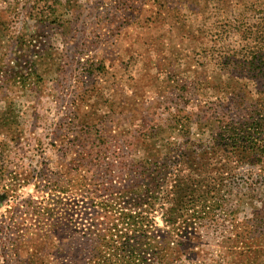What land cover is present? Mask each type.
Listing matches in <instances>:
<instances>
[{"label":"rangeland","instance_id":"374dc122","mask_svg":"<svg viewBox=\"0 0 264 264\" xmlns=\"http://www.w3.org/2000/svg\"><path fill=\"white\" fill-rule=\"evenodd\" d=\"M258 57L264 0H0V264H264Z\"/></svg>","mask_w":264,"mask_h":264},{"label":"trees","instance_id":"16d2710c","mask_svg":"<svg viewBox=\"0 0 264 264\" xmlns=\"http://www.w3.org/2000/svg\"><path fill=\"white\" fill-rule=\"evenodd\" d=\"M258 52L260 53V50H258ZM260 56V54H258ZM262 58L258 57V59L254 62H241V66L242 68H249L251 70H255L258 68V70H262V67H264V62H262ZM258 62V63H256ZM227 65V64H226ZM249 65V66H248ZM264 82V81H263ZM236 86L238 85H232V88H236ZM227 126L224 127V130L220 131L218 133V137H215L213 139V145H216L217 148L221 147V146H227L228 140L230 139L231 142V149L232 151L231 154L236 156V161L238 163H243V164H253V163H257L260 162L261 158L264 157V139L261 143H258L259 139H257V137L255 135H252L250 131H248V127L247 126H254V128L256 130L261 129V127L264 126V119L258 117V112L252 113L251 115H249L246 119H244L243 121H239L236 123H228L226 124ZM213 145H204L206 146L205 149L200 150L199 155L197 154V151L194 153L196 154L195 158L193 156V160L192 163L190 164L191 167H196L195 164H201L204 161H207L210 157H205V153L208 152V150L212 149L213 150ZM198 145L195 144V147H197ZM174 150V149H173ZM175 150H177L179 152L178 156L181 157V154L183 155L185 152L183 145H181V147L175 148ZM180 150V151H179ZM196 158H198V160H196ZM155 158H152L150 160L149 163H147L148 165H152V171L146 167L148 173L146 175V178L149 181V185L147 187L144 188V192H154L155 189H157L159 187V174L162 173L161 168L159 167H166L167 164H162L161 166L157 163V160H154ZM181 159L183 160V157H181ZM199 160H201L202 162L200 163ZM147 161V160H146ZM150 172V173H149ZM165 173V172H164ZM177 177V175H176ZM176 180V179H175ZM176 186L179 187V185L176 183ZM154 189V190H153ZM177 194L181 195L183 190H177ZM172 193V192H169ZM169 195L166 194V198ZM150 204V203H149ZM128 217H131V220L129 221L128 219V224H132V225H136L138 226V235L137 237L142 239L146 236L145 234V230L147 229V225H145L141 220H134V216L133 215H128ZM169 221V220H168ZM175 221H171L170 223H174ZM143 225V227H142ZM145 244V242H142L140 244V249L142 251H145L147 249V247H144L143 245ZM132 245V244H131ZM179 249L181 248V245H178ZM135 264H147L144 263V261L141 259L138 262H136Z\"/></svg>","mask_w":264,"mask_h":264}]
</instances>
